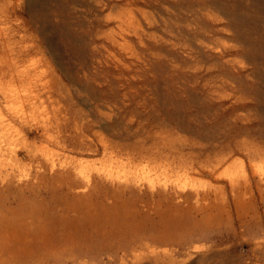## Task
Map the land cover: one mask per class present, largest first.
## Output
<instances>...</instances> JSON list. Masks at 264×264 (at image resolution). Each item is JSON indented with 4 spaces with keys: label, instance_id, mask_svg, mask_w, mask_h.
<instances>
[{
    "label": "rangeland",
    "instance_id": "1",
    "mask_svg": "<svg viewBox=\"0 0 264 264\" xmlns=\"http://www.w3.org/2000/svg\"><path fill=\"white\" fill-rule=\"evenodd\" d=\"M0 264H264V0H0Z\"/></svg>",
    "mask_w": 264,
    "mask_h": 264
},
{
    "label": "bare ground",
    "instance_id": "2",
    "mask_svg": "<svg viewBox=\"0 0 264 264\" xmlns=\"http://www.w3.org/2000/svg\"><path fill=\"white\" fill-rule=\"evenodd\" d=\"M207 65V64H206Z\"/></svg>",
    "mask_w": 264,
    "mask_h": 264
}]
</instances>
